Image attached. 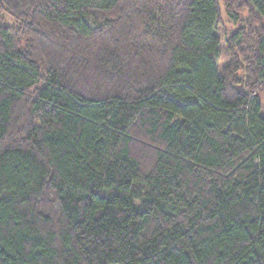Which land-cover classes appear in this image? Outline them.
Here are the masks:
<instances>
[{
	"label": "trees",
	"instance_id": "obj_1",
	"mask_svg": "<svg viewBox=\"0 0 264 264\" xmlns=\"http://www.w3.org/2000/svg\"><path fill=\"white\" fill-rule=\"evenodd\" d=\"M224 5L0 0V264H264V0Z\"/></svg>",
	"mask_w": 264,
	"mask_h": 264
},
{
	"label": "rangeland",
	"instance_id": "obj_2",
	"mask_svg": "<svg viewBox=\"0 0 264 264\" xmlns=\"http://www.w3.org/2000/svg\"><path fill=\"white\" fill-rule=\"evenodd\" d=\"M219 3H220L222 17H221V23H220V26H219L218 33H219V35H221V37L224 40L225 37H226L225 31H230V32L234 31V30H236L237 25H235L227 17V13H226V10H225V5H224V0H219ZM221 47L224 48V45H222ZM225 62H226V56L224 55V51H223L219 63H220V65H223Z\"/></svg>",
	"mask_w": 264,
	"mask_h": 264
}]
</instances>
